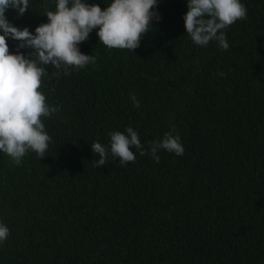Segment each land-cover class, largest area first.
I'll use <instances>...</instances> for the list:
<instances>
[{
	"label": "trees",
	"instance_id": "16d2710c",
	"mask_svg": "<svg viewBox=\"0 0 264 264\" xmlns=\"http://www.w3.org/2000/svg\"><path fill=\"white\" fill-rule=\"evenodd\" d=\"M241 2L228 50L186 34L187 0H159L137 49H109L94 29L79 45L94 63L58 78L44 66L41 91L58 108L42 117L45 157L29 150L16 165L0 152V264H264V0ZM55 5L29 0L6 17L35 34ZM19 43L9 38L10 51ZM129 126L146 154L95 167L91 144L110 147ZM173 126L184 154L156 162L148 142Z\"/></svg>",
	"mask_w": 264,
	"mask_h": 264
},
{
	"label": "clouds",
	"instance_id": "9594fccd",
	"mask_svg": "<svg viewBox=\"0 0 264 264\" xmlns=\"http://www.w3.org/2000/svg\"><path fill=\"white\" fill-rule=\"evenodd\" d=\"M159 0H111L106 8L85 0H56L55 11H47V23L35 29H20L6 17L13 8L19 17L24 16L29 0H0V152L7 154L16 165L31 150L41 159L52 137L47 133L42 117H50L58 111L47 103L41 91L43 78L48 75L46 65L57 69V78L69 74V69L83 68L95 62L93 55L80 51V43L86 41L94 29L100 43L109 49L135 50L152 27L153 19H161L155 10ZM188 11L184 15L186 34L198 46L206 47L210 41L228 50L224 30L238 20L247 18V8L241 0H187ZM20 41L17 53L10 51L8 39ZM34 51L27 56L19 49ZM223 76L224 73L220 72ZM139 107L135 94L130 95ZM175 128L164 133L162 139L149 141L153 160L159 162L158 152L166 150L177 156L184 154L180 135ZM110 147L100 142L91 144L92 152L99 159L92 161L95 167H103L109 158H119L123 165L136 161V152L146 154L139 134L133 127L126 132L109 133ZM10 229L0 223V244L7 241Z\"/></svg>",
	"mask_w": 264,
	"mask_h": 264
}]
</instances>
